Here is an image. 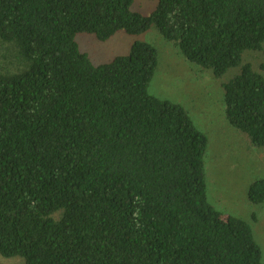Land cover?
<instances>
[{
	"label": "trees",
	"instance_id": "obj_1",
	"mask_svg": "<svg viewBox=\"0 0 264 264\" xmlns=\"http://www.w3.org/2000/svg\"><path fill=\"white\" fill-rule=\"evenodd\" d=\"M0 0V254L17 264H264L251 225L208 196L209 136L150 92L159 50L94 64L79 33L155 26L222 84L229 123L264 150V0ZM260 69L264 70V62ZM264 202V177L249 186ZM0 264H7L0 261Z\"/></svg>",
	"mask_w": 264,
	"mask_h": 264
},
{
	"label": "rangeland",
	"instance_id": "obj_2",
	"mask_svg": "<svg viewBox=\"0 0 264 264\" xmlns=\"http://www.w3.org/2000/svg\"><path fill=\"white\" fill-rule=\"evenodd\" d=\"M158 3L159 0H135L133 10L150 14ZM136 40L149 42L159 50V65L150 92L184 105L197 126L209 136L206 154L209 201L225 214L241 217L251 225L264 260V202L256 204L248 197L250 184L264 177V150L253 146L244 133L229 123L222 86L240 72L241 66L216 77L211 69L187 60L180 48L165 39L155 26L138 35L118 32L109 39L90 33L76 36L80 49L96 65L128 54ZM243 58V62H251L264 74L260 69L264 51L247 50ZM0 261L17 264L23 258L0 254Z\"/></svg>",
	"mask_w": 264,
	"mask_h": 264
}]
</instances>
